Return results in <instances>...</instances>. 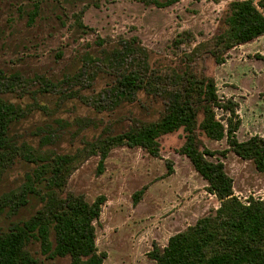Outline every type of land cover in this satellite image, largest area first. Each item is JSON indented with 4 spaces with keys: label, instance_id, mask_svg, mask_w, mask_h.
I'll use <instances>...</instances> for the list:
<instances>
[{
    "label": "rangeland",
    "instance_id": "1",
    "mask_svg": "<svg viewBox=\"0 0 264 264\" xmlns=\"http://www.w3.org/2000/svg\"><path fill=\"white\" fill-rule=\"evenodd\" d=\"M232 1L0 0V99L19 108L8 132L14 154L0 166V200L7 204L0 229L41 207L32 194L22 204V195L37 165L57 154L73 158L65 192L105 197L93 222L102 264H156L148 254L154 246L216 209L219 200L179 152L182 129L159 137L157 156L136 146L112 148L100 174L95 143L160 117L170 81L157 85V69L213 77L218 96L237 103V139L264 137V35L227 50L222 64L210 54ZM142 62L152 86L116 96L118 75ZM200 138L216 153L211 159L223 162L240 201L264 198V171L228 149L225 138ZM28 249L38 264H69L66 256L46 258L37 242Z\"/></svg>",
    "mask_w": 264,
    "mask_h": 264
},
{
    "label": "trees",
    "instance_id": "2",
    "mask_svg": "<svg viewBox=\"0 0 264 264\" xmlns=\"http://www.w3.org/2000/svg\"><path fill=\"white\" fill-rule=\"evenodd\" d=\"M151 1L165 6L178 0ZM223 25L213 37L210 49L216 64L225 61L227 50L264 35V0L232 1ZM128 54L125 47L117 55L124 59ZM144 63L145 67L142 62L138 68L118 75L111 88L116 96L125 98L152 86L153 73L148 74V64ZM145 68L148 72H144ZM163 78L170 84L162 89L164 109L160 117L100 138L95 143V152L99 154L97 173H102L104 160L112 148L136 146L157 156L159 137L182 129L184 142L179 152L190 160L220 204L185 230L171 235L164 247L154 246L148 253L150 258L156 264H264V198L248 197L246 202L240 201L233 193V180L223 162L211 159L216 153L204 145L200 135L210 140L225 138L228 149L251 160L259 171H264V137L237 139L240 125L237 103L218 96L213 77L188 68L173 70L171 75L157 69V85L167 83ZM18 109L0 99V166L8 155L14 154L8 132L19 115ZM217 110L222 113L220 119ZM72 162L71 156L57 154L38 164L33 175L28 176L22 204L27 202L24 197L32 194L42 205L28 219L0 229V264H38L28 249L32 241L38 243L41 254L48 259L66 256L69 264L103 263L105 254L96 248L93 222L100 216L105 197L99 195L88 201L82 194L64 191ZM6 206L5 199L0 200V215Z\"/></svg>",
    "mask_w": 264,
    "mask_h": 264
}]
</instances>
